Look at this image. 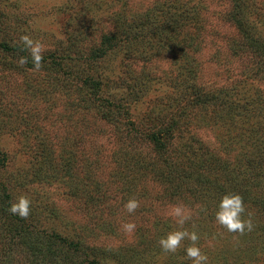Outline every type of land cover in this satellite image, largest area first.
<instances>
[{"label": "trees", "instance_id": "obj_1", "mask_svg": "<svg viewBox=\"0 0 264 264\" xmlns=\"http://www.w3.org/2000/svg\"><path fill=\"white\" fill-rule=\"evenodd\" d=\"M211 1L213 0H184L182 3H176L173 0H156L153 1L155 3L151 8H146L142 13L134 15L132 12L133 18L130 21L124 17L119 24L115 22L116 37L110 38L109 32L105 35L107 38L104 41L105 51L119 48L122 52V68H124L122 71L125 72L123 77L127 80L128 86L134 90L133 94H139V87L150 78L145 71L134 74V65L151 64L152 59L161 56L172 59L174 64L185 63L184 82L192 87V90L188 89L182 93V100L185 102H180L179 92L175 89L164 93L161 99L155 97L152 103L153 109L158 106L160 110L156 115L154 111L149 114L148 123H136L129 117L123 122V118L119 115L128 112L129 103L121 99L115 102L114 99H110L106 91L109 88L108 76L103 74L101 67L89 66L83 73L80 71L82 66L75 65V60L64 53L60 59L57 57L52 59L56 64L47 71L53 74L54 85L58 83L57 87L53 86L58 90V94L66 95V103L69 100L72 102V96H76L80 102L88 103L93 124L98 123V120L108 121L112 126L111 131L102 132L100 135L98 132L94 133L96 139L109 137L111 142H123L125 147L113 151L111 158L115 171L114 174L110 173L109 181L100 182L96 174H91L85 182L86 188L79 191L84 200L81 203V212L84 216L82 222L63 215L55 205L53 207L31 204V213L27 219L12 215L8 209L10 202L15 201L14 184L19 181L13 184L12 180L0 179V264H143L144 259L146 262L156 260L153 264H169L160 260L162 254L159 253L162 248L159 240L178 227L175 222L172 226H168L159 220L150 221V224L143 220V223H139L135 229L137 236H133V239H121L124 221L113 220V215L127 213L124 205L130 198L135 197L139 200L141 194L135 189V184L136 188H139L146 181L162 186L166 183L167 186L170 185V189L174 187L172 195L165 189V194L160 197L165 196L173 203L175 200L173 195L177 196L181 201L177 199L176 203L182 202L187 207L194 206L193 200L200 199L199 193L215 189L214 195L209 194L207 200L202 199L205 203L208 202L200 211L205 215V219L193 216L184 225L188 231H196L202 239L205 238V227L209 223L219 227L215 214L222 197L229 192L242 195L246 210H251L249 214L253 217L254 228L251 232L246 231L244 235H238L242 237L237 244L241 245V241L245 243L244 240L248 239L253 248L250 251L242 249L244 251L241 253L240 261H234L235 264L241 262V264H263L264 242L257 238L258 235H264V87L261 83L264 81V39L259 37L256 29L259 26L257 22L264 20V17L259 15V19L254 20L255 22L247 19L250 13L252 16L260 14L259 10L262 9L259 6L260 0H230L228 17L239 29L238 35L241 33L247 39L245 42L239 41L237 37L225 36L230 54L236 57L244 52L245 59H253L258 67L251 79L249 76L245 77L244 84L247 89H241L239 94L229 93L228 90H222V87H219V90H209L205 87L206 83L201 81L197 69L193 68L196 60L191 54L190 47L202 46L209 36L203 15L211 11L208 5ZM169 43L173 44V48L177 51L171 53L173 50L168 48ZM245 43L249 45V50L248 46H242ZM68 44L72 45L67 41L65 47L69 48ZM63 46L59 47L63 48ZM142 46H145V50H141ZM252 48H256V53ZM54 51L57 53L59 49H54L50 54ZM44 60L47 61L48 58ZM181 77V75L174 77L171 81L174 79L176 81L169 83L176 86L178 81H183ZM75 84L80 85L82 89H78L75 94L69 93ZM21 109L18 108L19 113H23ZM15 110L9 104L3 105V113L0 114L1 128L7 126V117L13 120ZM221 110H225L224 113ZM221 120L224 132L217 136L218 149H213L206 141L199 143L198 147L193 146L197 138L190 137L188 131L213 130ZM160 134H163V139L159 137ZM135 140H144L156 151L157 156L152 157L148 153L145 154L146 159L136 156L141 149L137 147ZM151 141L154 147H151ZM39 147L41 151L35 153V162L39 155L46 163L43 164L44 167L46 166V171H49L50 166L52 167L48 179L41 177L39 181H46L48 187L53 186L62 176V172L65 169L69 172V168L73 165V163H62L57 166L59 158L63 156L65 160L71 158L73 161L76 158V151L65 145L62 149L63 155L58 153L51 143L39 144ZM131 147L135 149L134 155L131 154L132 156L129 157L132 161H126L125 155ZM91 149L92 154L93 149H96L94 156H102L103 151L100 146ZM186 151L196 158L194 167L186 166L183 156H180L187 153ZM4 157V154L0 153L1 167L5 164ZM99 163L98 158H92L87 162L89 166L90 164L99 166ZM133 165L141 174L134 173ZM117 166L118 168L115 169ZM120 167L125 171H119ZM116 173L118 175H115ZM120 173L125 174L124 182L135 181L132 189L130 187L128 189V186L120 181L122 177ZM29 174L26 173V176ZM64 183L70 187L68 183ZM188 183H193L195 186L191 187ZM75 192L69 188L63 193L67 195L66 197H72ZM138 214L139 208L132 213L134 218ZM222 232L226 239H233L234 233L228 232L224 227ZM110 237L118 240L119 243L112 248L101 245ZM184 241L185 244L189 243L187 239ZM204 241L198 244L200 249ZM79 253L82 255L80 261ZM151 254L154 256L149 257ZM222 261L231 263L232 258L224 255L219 264Z\"/></svg>", "mask_w": 264, "mask_h": 264}, {"label": "rangeland", "instance_id": "obj_2", "mask_svg": "<svg viewBox=\"0 0 264 264\" xmlns=\"http://www.w3.org/2000/svg\"><path fill=\"white\" fill-rule=\"evenodd\" d=\"M121 1L0 0V114L3 113L5 103L16 109L13 113V120L7 117V126L2 128L0 126V153L5 156L3 160L5 164H2L3 167L0 166V179L12 180L13 184L19 181L14 184L15 200L19 195L26 194L31 199L33 206L38 204L54 207L55 205L63 215L82 222L84 216L81 212V203L84 200L79 191L86 188L85 182L91 174H96V178H99L100 182L109 181L110 173L114 174L115 171L111 158L113 151L125 147L122 144L123 142H111L112 140L109 137H98L96 139L94 133L98 132L100 135L102 132L111 131L112 126L108 124V121L98 120V123L93 124L94 121L90 117L89 112L91 110L88 103L78 101L76 96H72V102L69 100L66 103V95L58 94V90L53 87H57L58 83L54 85L53 74L48 72L56 64L52 61L53 58L60 59L64 53L75 60V65L82 66L80 71L83 73L89 66L101 67L103 74L108 76L107 84L109 88L106 91L110 95V99H114V102L121 99L129 103L127 104V107H129L128 112L125 115H123V112L119 115L123 118V122H126V117H129L131 121L134 120L136 123H148L149 114L154 111V115H156L160 110L158 106L153 109L154 105L152 103L155 101V97L161 99L164 93L175 89L176 92H179L180 102H185L182 100V93L188 89L192 90L191 85L184 82L186 80V71L185 73L183 71L185 63L181 64L182 66L178 62L174 64L172 59L161 56L152 59L151 64L133 66L134 74L135 72L138 74L145 71L150 77L145 80L147 82L142 83L143 86L139 87V94H133L134 90L128 86L127 80L123 77L125 72L122 71L124 69L122 68V52L119 51V48L105 51L104 41L107 39L105 35L109 32L108 36L110 38L116 37L115 22L119 24L124 17L130 21L133 18L132 12H134V15H138L146 8H151L152 4L155 3L153 1L156 0ZM173 1L176 3L184 2V0ZM229 4L230 0L208 2L211 11L205 12L203 18L206 20L209 36L205 44L197 48L190 47V49L194 60H196L193 68L197 69L201 81L206 83V88L219 90V87H222V90H228L229 93L239 94L238 92L241 89H247L244 84L245 77L249 76V79H251L254 76V71H257L258 65L253 59H245L244 52L236 57L231 55L232 53L230 54L225 36L237 37L239 41L244 40L245 42L247 39L240 32L238 35L239 29L228 17ZM259 6L262 8L259 10L260 14H255V17L250 13V17H247V19L254 21L259 19V15L264 17V2L262 0L259 1ZM259 21L257 22L259 26L256 33L264 39V20ZM103 33L104 35H102ZM22 35H30L31 38L39 40L45 45L43 67L40 71L34 70L30 54L27 50H24L23 45L20 43ZM67 41L72 44H68L69 48L65 47ZM60 45H64L63 48H60ZM242 46H248V50L250 49L246 43ZM168 48L173 50L171 53L177 51L171 43H169ZM184 48L186 49L185 46ZM54 49H59V51L50 54ZM97 50L99 53H97ZM141 50H145V46H142ZM252 51L256 53V48H252ZM21 57L27 58V63L22 67L18 64ZM46 57L48 58L47 61L44 60ZM49 66L50 68H48ZM182 73L184 74L182 75ZM180 75L183 81H178L176 86L175 84L171 85L170 83L176 81L175 79L171 81V79ZM261 83L264 87V81H261ZM75 86L71 88L72 90L69 93L75 94L78 89H82L78 84ZM18 108H22L21 112L23 111V113H19ZM221 111L224 113L225 110ZM223 118L226 119V117ZM221 124H223L222 120L219 121L217 128L213 130L201 129L196 132L195 129H192L188 131L187 134L190 137L197 138L193 146L198 147L199 143L202 144V141H206L213 149H218L217 136L224 132ZM159 137L164 138L163 134H160ZM135 141L137 147L141 149V153L139 152L136 156L144 159H146V153L152 157L157 156L156 151L153 148L151 149L144 140ZM44 143H51L58 153L63 154L62 149L65 145L67 148H73L76 151V158L73 161L71 158L65 160L60 155L61 158H59L57 166L62 163H73L72 168H69V172L65 169L62 176L55 182L56 184L49 187L46 181L42 182L39 179L41 177L48 179L52 167L50 166L49 171H46V166H43L46 163L39 155H37L38 160L35 162V153L41 151L39 144ZM97 145L102 148V156H94L96 149H93L92 154L91 147L96 148ZM150 145L154 147L152 141ZM134 151L135 149L132 147L128 149V153L125 155L126 161L132 156L131 154L134 155ZM186 152L180 156H183L186 166L194 167L197 161L196 158L189 151ZM92 158L99 159V166L94 164L89 166L87 164ZM129 161H132V159ZM89 167L91 171H89ZM133 167L136 175L141 174L136 166L133 165ZM164 167L167 168V166ZM117 168L118 166L115 169ZM118 170L125 171L121 167ZM26 173H30L29 176H26ZM117 173L115 175H118ZM119 175L122 176L120 181L127 185L128 189L129 187L132 189L135 181L124 182L125 174L120 173ZM64 182L68 183L70 187ZM188 184L191 187L195 186L193 183ZM117 185H119L118 182ZM166 186V183L162 186L146 181L142 186L136 188L135 184V189L141 194L139 214L134 218L132 214L119 213L113 215V220L124 221L122 225L134 223L136 227L143 220L147 224H150V221L156 222L159 220L168 226H172L175 221L169 214L171 206L182 202L176 203L178 198L174 195L176 201H172L173 203L165 196L161 198L160 196L165 194V189L172 195L174 187L170 189V185L165 188ZM69 188L73 192L76 191L72 197H66L67 195L63 193L64 190L66 191ZM214 190H204L203 193H199V200H193L194 206H190L191 208L186 206L192 212V217L205 219V215L200 211L207 206L208 202L205 203L202 199H206L209 194L214 195ZM195 193L196 191H194ZM126 195H130V193H126ZM215 201L212 203V207ZM249 213H251V210H246L244 214L246 218ZM251 219H253L252 215ZM218 226L209 223L205 227V238H199L198 241V244H200L202 240H205L201 245V251L208 256L207 264H219L224 255L232 258V262L225 261L226 264H235L234 260L239 262L241 253L244 251L242 249L252 250L251 241L245 239V243L241 241V245H238L237 242L242 237H238L239 233L232 234L233 239H226L223 235L224 232H222L223 226L219 224ZM121 232V239H133V236H137L135 230L132 233H126L122 229ZM257 239L264 242V235H258ZM188 242V244H185L186 242L183 241L180 249L174 254L161 250L159 253V255L162 254L160 260L165 263L169 262V264H192L185 251L191 244L189 240ZM118 243V240L110 237L104 240L101 245L112 248ZM153 256L152 254L149 255V257ZM79 257L78 260L80 261L82 259L80 253ZM155 261L146 262V259H144L143 264H153ZM225 262L222 261L221 264H225Z\"/></svg>", "mask_w": 264, "mask_h": 264}, {"label": "clouds", "instance_id": "obj_3", "mask_svg": "<svg viewBox=\"0 0 264 264\" xmlns=\"http://www.w3.org/2000/svg\"><path fill=\"white\" fill-rule=\"evenodd\" d=\"M20 43L24 50H27L32 58L35 71H40L43 67V58L45 45L31 38L30 35H22ZM27 63L26 57H21L18 64L24 66ZM32 201L26 194L19 195L14 202H10L8 211L12 215L27 219L31 213ZM140 207V202L135 197L130 198L124 205L127 213L132 214ZM246 206L242 195L239 193L229 192L225 194L218 206L216 212V222L227 229L230 233H239L244 235L245 232H251L254 228L251 214L245 217ZM170 216L175 221L177 228L169 231L165 237L159 240V245L164 252L176 253L180 249L184 240H189L191 244L185 249L186 256L192 261V264H207L208 256L203 253L198 246L199 235L196 231H188L184 225L192 219V212L183 204L178 203L171 206ZM134 223H125L122 225L126 233H132L135 230ZM195 228V225H193Z\"/></svg>", "mask_w": 264, "mask_h": 264}]
</instances>
